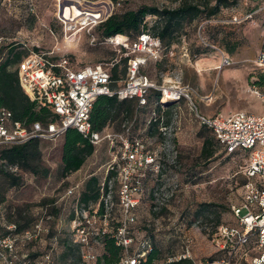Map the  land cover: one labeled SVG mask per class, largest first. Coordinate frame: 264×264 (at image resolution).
Here are the masks:
<instances>
[{"label":"rangeland","instance_id":"1","mask_svg":"<svg viewBox=\"0 0 264 264\" xmlns=\"http://www.w3.org/2000/svg\"><path fill=\"white\" fill-rule=\"evenodd\" d=\"M91 1L97 0H0V63L41 49L54 51L53 57L68 56L76 67L102 64L112 71L119 62L118 74L126 79V66L121 61L126 57L124 49L102 41L96 28L92 31L96 43L91 42L88 33L79 36L74 44L69 43L72 45L66 43L57 18L60 8L70 4L87 7ZM113 1L120 2L122 12L144 6L175 9L181 3V0ZM263 5L251 0H224L214 17H201L186 26L179 42L171 45L161 61L149 62L143 72L160 84L180 81L194 87L200 96L209 98L196 100L206 115L263 113L264 86H259V80L264 70L255 60L264 51V10L255 21L240 26L224 23L235 13L243 14ZM156 20L154 16L146 17L149 32ZM229 47H235L233 53L228 51ZM223 53L232 65L218 68ZM198 62L202 63L201 71ZM10 69L16 71L17 65H11ZM154 97L153 93L149 105L132 118L122 114L109 124L112 132H122L131 126L134 135L158 154L162 165L158 173L149 171L145 177L133 235L136 240L150 236L162 259L170 261L187 250L193 264L223 257L224 241L217 234L218 228L238 226L234 207L243 204L250 150L227 154L185 102L159 110ZM205 139H210L214 144L211 149L216 150L209 159L202 156ZM62 143V138L43 142V163L50 169L48 177L14 170L22 175L23 185L9 190L6 201L0 205V264H96L84 261L76 246H72L71 252L65 246L74 237L76 199L65 201L63 195L69 187L83 184L92 176L101 185L115 150L110 143L102 142L79 171L62 177ZM116 185L115 181V190ZM46 199L47 204H39ZM22 211L32 218V228L16 234L11 232L15 226L9 217L17 218ZM110 218L115 224L121 219L118 207L111 211ZM7 232L11 234L3 237ZM5 239H9L11 249L4 246ZM89 250L99 257L103 246L94 243ZM48 254L50 258L46 259Z\"/></svg>","mask_w":264,"mask_h":264},{"label":"built area","instance_id":"2","mask_svg":"<svg viewBox=\"0 0 264 264\" xmlns=\"http://www.w3.org/2000/svg\"><path fill=\"white\" fill-rule=\"evenodd\" d=\"M252 1L264 3V0ZM90 4L87 7L70 4L60 8L57 18L64 29L66 41L75 43L79 36L88 33L91 42L96 43L92 31L121 6L120 2L113 0L91 1ZM263 10L264 5L245 16L234 15L228 23L253 21V16ZM50 32L54 34L52 29ZM104 42L124 49L128 57L126 79L113 80L111 72L102 64L76 67L68 56L53 57L54 51L38 49L23 56L17 64L22 89L31 101L39 107L49 108L58 119L47 126L35 123L31 129H26L20 122L13 121L11 112L2 109L0 146L22 144L32 138L56 140L70 128L77 129L95 146L102 142L110 143V148L115 151L100 187L99 201L90 210L79 207L82 182L69 187L63 195L65 201L71 197L76 199L73 241L80 245L84 261L96 262L98 257L90 252V246L100 244L103 235H110L118 246L124 248L119 264H144L153 250V243L147 237L136 240L132 227L137 223L136 210L144 195L145 177L149 171H160V158L141 137L134 135L129 125L122 132L92 131L91 110L101 96H116L119 100L137 99L140 106H146L152 91L160 93L157 106L165 107L183 101L195 119L213 133L227 154L250 150L243 204L234 207L238 226L222 225L218 228L217 234L224 241L221 247L223 257L206 259L197 264H264V112L253 114L241 111L209 116L199 109L196 102L197 98H209L200 96L191 85H183L180 81L160 84L152 80L143 69L151 61H161L166 48L158 37L148 32L141 33L134 41L116 35ZM255 64L264 70V51L260 52ZM230 65L231 59L223 53L220 68ZM110 172L115 175L108 178ZM115 181L116 190L113 188ZM115 206L121 215L116 224L110 218ZM8 240L2 242L11 249ZM45 258L49 259L50 254ZM182 258H191L190 251L187 250L177 260Z\"/></svg>","mask_w":264,"mask_h":264},{"label":"trees","instance_id":"3","mask_svg":"<svg viewBox=\"0 0 264 264\" xmlns=\"http://www.w3.org/2000/svg\"><path fill=\"white\" fill-rule=\"evenodd\" d=\"M224 0H181L179 7L175 9H160L158 7L144 6L137 10L122 12L117 10L105 22L96 27L102 41H107L116 35H123L129 41H134L143 32H148L158 37L162 45L166 48L165 54L172 44L179 42L182 36L181 31L186 26H191L201 17L211 19L218 12L221 3ZM157 18L148 31L146 24L147 16ZM235 47H229L228 51L233 53ZM23 55L18 54L12 58L3 60L0 63V111L6 109L12 113L13 121L20 122L24 128L31 129L33 124L41 123L43 126L55 122L58 117L47 107H39L36 102L31 101L29 96L22 89L18 70L12 71L11 65H17L22 60ZM127 70L128 57L122 58ZM158 62V61H157ZM119 62L112 68L111 75L113 80H121L118 74ZM259 86H264V73L260 75ZM153 93L155 94L154 103L159 99V92L152 91L148 97V104ZM140 106L137 99L119 100L116 96H101L93 104L91 110L92 131L103 132L109 129V124L113 119H117L122 114L129 118L135 116L138 110L145 108ZM167 109L172 104L165 106ZM161 109V106H158ZM62 143V177L79 171L87 159L92 156L97 148L89 139L84 137L77 129L70 128L61 137ZM47 139L32 138L29 141L12 145L0 146V205L6 201V193L12 189H19L23 185V177L17 171L30 172L37 177H48L50 169L44 165L43 161V142ZM214 146L210 139H205L202 156L209 159L214 156L216 150L211 149ZM17 171H13V169ZM115 175L110 172L108 178ZM99 179L92 176L82 184L79 196V207L90 210L91 205H95L101 195ZM47 199L39 204H47ZM103 212V207H101ZM9 222L13 223L16 234L23 233L32 228V218L19 212L17 218L9 217ZM3 234V237L7 234ZM54 232V231H53ZM153 243V250L147 256L144 264H193L189 258L172 260L162 259L161 251L154 245L150 236H145ZM103 253L97 258L96 264H119L123 255L124 248L116 244L115 239L110 235H103L101 238ZM76 246L81 252L80 245L73 239L65 243L68 251H72V246ZM158 261H163L158 263Z\"/></svg>","mask_w":264,"mask_h":264},{"label":"crops","instance_id":"4","mask_svg":"<svg viewBox=\"0 0 264 264\" xmlns=\"http://www.w3.org/2000/svg\"><path fill=\"white\" fill-rule=\"evenodd\" d=\"M251 1H252V0H251ZM252 2H254V1H252ZM255 3H256V2H255ZM255 10H256V9H255ZM251 11H254V10H249V11L243 13V14H241V13H235V14L231 15V18H232V16H234V15H238V16H241V17H242V16H245L247 13H249V12H251ZM257 15H259V13L255 14V15L253 16V21H255L254 18H255ZM231 18H230L228 21H230ZM228 21H226V22H224V23H228ZM246 22H250V21H246ZM246 22H243L242 24H233V23H228V24L235 25V26H240V25H243V24L246 23ZM173 105H174V104H173ZM108 130H109V129H108ZM145 179H146V178H145Z\"/></svg>","mask_w":264,"mask_h":264},{"label":"bare ground","instance_id":"5","mask_svg":"<svg viewBox=\"0 0 264 264\" xmlns=\"http://www.w3.org/2000/svg\"><path fill=\"white\" fill-rule=\"evenodd\" d=\"M66 15H68V10H66ZM68 41H66V43H67ZM69 43H72V42H68L67 44L68 45H72V44H74V43H72V44H69ZM198 66H199V69H200V71H201V67H202V63L201 62H198ZM220 66H218V68H219Z\"/></svg>","mask_w":264,"mask_h":264}]
</instances>
